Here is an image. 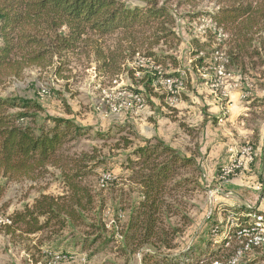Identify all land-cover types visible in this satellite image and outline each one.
<instances>
[{"label": "rangeland", "instance_id": "1", "mask_svg": "<svg viewBox=\"0 0 264 264\" xmlns=\"http://www.w3.org/2000/svg\"><path fill=\"white\" fill-rule=\"evenodd\" d=\"M165 4L169 18L162 20L164 30L151 25L130 34L117 31L99 36L89 32L73 49L67 50L51 48L53 41L60 39L55 38V33H68L67 29L49 31L44 40L49 45L47 48L53 49L52 55L39 62L40 65L24 67L19 76H11L0 85V97L37 101L41 105V109L35 111L37 122L47 115L58 116L73 119L83 127L80 136L62 146L59 159L67 170L80 168L74 161H81L88 171L83 183L88 185L91 197L90 204L78 210L80 217L75 221L65 220L63 228L54 224L27 234L18 226H10L8 232L0 226V264H201L211 257H225L231 252L222 242L232 234L231 225L229 222L221 225L214 220L207 194L210 187L204 183V178H194L195 173L200 172L198 164L176 170L180 177L194 180L165 195L166 203L158 215L161 220L150 243L142 244L140 238L126 234L129 224L135 221L133 211L141 197L135 183L128 179L135 172L130 159L136 158L132 155L133 149L142 145L138 140L142 138L139 115L133 114L129 120L133 123L124 118L130 110L124 108L127 93L137 89L144 106L132 103V109H145L146 105L150 106V96H161L162 92L154 88L158 73L174 72L183 77V85L175 95L178 103L187 97V92L198 97L203 94H198L196 87L209 89L207 82L217 75V66L227 57L224 36L219 40L211 18L205 14L214 10L213 0H167ZM161 33L165 36L161 37ZM262 39L254 42V54L241 63L232 65L228 60L223 64V71L229 74L225 80L238 82L242 91L247 92V99L242 100L250 98L261 102L264 99ZM145 51L164 58L170 56L176 65L167 58L164 65L146 61ZM198 58H203L204 63L200 64ZM104 60L115 64L114 67L119 66L120 70L115 68L114 71L113 67L100 70ZM146 81H151L149 89L144 87ZM235 91L237 89L231 94ZM111 105L122 108L115 111ZM30 119L27 117L26 121ZM114 121L117 125L108 127V123ZM195 130L194 137H198L199 129ZM247 141L255 150L252 140L240 144ZM198 154L195 156L202 159V154ZM59 170L49 167L48 173L37 178L7 183L0 196V215L21 211L42 191L53 195L64 193ZM104 174L110 179L101 185ZM232 245L234 247L235 242ZM139 250H144V254ZM256 254L259 255L254 256ZM255 257L263 259L264 250L253 249L239 264H264V259Z\"/></svg>", "mask_w": 264, "mask_h": 264}, {"label": "trees", "instance_id": "2", "mask_svg": "<svg viewBox=\"0 0 264 264\" xmlns=\"http://www.w3.org/2000/svg\"><path fill=\"white\" fill-rule=\"evenodd\" d=\"M166 1L0 0V85L11 76H19L24 67L40 65L39 62L52 55L51 48L73 49L89 32L99 36L117 31L130 34V31L151 25L164 30L162 20L169 18ZM213 1L214 10L205 14L211 18L215 30L224 36L222 40L226 42L229 64L241 63L254 54V42L258 38L264 40V0ZM62 27L68 33L56 32ZM49 31L56 32L55 38L60 37L58 41L54 40L56 43L53 41L51 48H47L49 45L44 40ZM164 36L161 33V37ZM135 51L133 49L132 53ZM143 56L149 57L155 65H164L167 59L176 65L170 56L166 59L150 51H145ZM203 60L198 58L200 64L204 63ZM114 65L104 60L99 69H119ZM170 75L177 76L174 72ZM150 85L151 81H146L144 87L149 89ZM130 91L139 93L137 89ZM40 109L41 105L32 99L0 97V196L10 181L37 178L48 173L49 167L60 169L59 177L65 188L60 195L42 191L31 204L8 215L10 226H18L27 234L40 232L54 224L63 228L65 220H77L80 217L78 210H84L91 202L88 185L83 183L88 171L81 161H74L80 168L75 166L67 170L59 159L62 146L80 136L83 127L73 119L58 116L47 115L37 122L35 111ZM27 117L31 118L30 121H26ZM138 140L142 145L132 151L136 158L130 161L135 172L128 179L135 183L141 197L134 207L135 221L129 224L131 231L126 234L140 238L144 244L150 243L149 239L155 236L157 223L161 220L159 211L166 203L165 195L194 180L180 177L176 170L191 164L195 166V160L157 137ZM126 141L128 143V139ZM245 211L261 213L253 207H245ZM61 215L65 217L62 219ZM10 226L5 227L7 232ZM230 249L225 257L233 252V248ZM143 251L140 253L144 254ZM166 258L164 255L163 259ZM216 258L222 256L207 261Z\"/></svg>", "mask_w": 264, "mask_h": 264}, {"label": "crops", "instance_id": "3", "mask_svg": "<svg viewBox=\"0 0 264 264\" xmlns=\"http://www.w3.org/2000/svg\"><path fill=\"white\" fill-rule=\"evenodd\" d=\"M196 88L198 94L203 95L197 97L187 92V97L175 105H169L162 93L150 96V106L140 111L131 108L124 118L132 122L130 118L139 115L142 138L157 137L180 153L193 157L195 167L200 165V172L195 173L194 178H204L209 187L215 186L217 170L227 161L229 151L245 140H252L255 145L252 163L223 183L220 191L209 198V203L214 220L221 225L230 223L231 218L245 212L247 206L264 215V99L261 102L250 98L242 100L237 90L225 101L205 87ZM115 121L108 123V127L117 125ZM197 128L199 136L194 137ZM199 152L202 159L195 156Z\"/></svg>", "mask_w": 264, "mask_h": 264}, {"label": "built area", "instance_id": "4", "mask_svg": "<svg viewBox=\"0 0 264 264\" xmlns=\"http://www.w3.org/2000/svg\"><path fill=\"white\" fill-rule=\"evenodd\" d=\"M217 34L220 37L219 40H221V36L223 35L220 31H217ZM145 58H147L145 59L146 61L153 63L149 57ZM226 62L228 63L227 57L224 59V63ZM224 63L217 66V75L210 78L209 82H207L209 90L217 98L228 101L230 99L231 91L237 89L242 92L240 97L242 99H247V92L242 91L238 82H229L228 79L225 80V77L229 76V74L223 71ZM182 80L183 77L159 72L154 83V88L160 90L166 95L165 100L169 105H173V103L177 104L178 98L175 95L183 85ZM245 86H248V84ZM127 97L128 101L124 103V108L131 109L135 103L140 107L144 106V99L140 93L130 91L127 93ZM111 108L112 110L119 111L122 106L118 105L116 107L111 105ZM254 152L253 144L248 141L229 151L227 161L217 170L215 187L207 191L210 199L220 191L223 183L227 182L232 176L245 171L249 167L254 159ZM109 179L110 176L108 174L102 175L100 179L101 185ZM247 209H251V207L247 206ZM10 225L11 220L9 216L0 215V226L7 227ZM230 225L232 228L230 233L232 234L228 237H224L222 242H224L225 247L233 248L231 255L228 257L211 259L210 261H207V263L201 262V264H239L245 254L253 249L264 250V215L262 213L256 211H242L231 218ZM232 242H235L234 247H232Z\"/></svg>", "mask_w": 264, "mask_h": 264}]
</instances>
